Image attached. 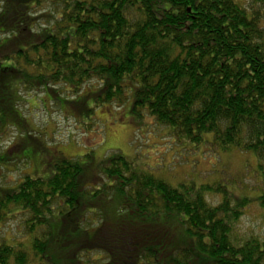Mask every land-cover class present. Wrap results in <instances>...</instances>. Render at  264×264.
<instances>
[{"label": "trees", "instance_id": "1", "mask_svg": "<svg viewBox=\"0 0 264 264\" xmlns=\"http://www.w3.org/2000/svg\"><path fill=\"white\" fill-rule=\"evenodd\" d=\"M0 34V132L18 90L75 98L97 81L99 103L182 147L253 153L264 216V0H0ZM47 167L0 179V264H264V240L233 239L253 200L221 183L173 186L118 151ZM13 221L24 236L4 238Z\"/></svg>", "mask_w": 264, "mask_h": 264}, {"label": "rangeland", "instance_id": "2", "mask_svg": "<svg viewBox=\"0 0 264 264\" xmlns=\"http://www.w3.org/2000/svg\"><path fill=\"white\" fill-rule=\"evenodd\" d=\"M1 40L4 36L0 34ZM6 78L7 75L0 76V86ZM98 86L99 83L93 81L75 98L60 92L29 95L24 88L18 90L23 102L14 106L19 119L17 128L12 126L14 133L11 128H3L0 132V153L7 158L0 170L4 186L14 188L28 175L50 177L53 167L47 165L53 160L77 159L83 165L94 164L118 151L141 171L173 186L191 182L197 185L221 183L239 197L251 198L253 201L237 224L233 239L239 243L250 237L264 240L263 210L256 200L263 184H260L258 160L253 153L194 150L191 144L188 148L182 147L169 130L158 131L152 119L142 123L133 117L130 105L118 107L114 103H99L96 96L93 97ZM211 201L217 205L221 199L216 197ZM23 234L24 230L13 221L4 227L1 236L16 239ZM63 254L66 260L67 247Z\"/></svg>", "mask_w": 264, "mask_h": 264}]
</instances>
